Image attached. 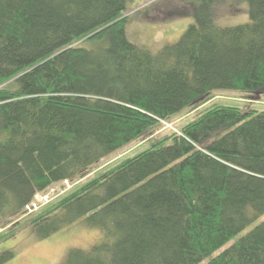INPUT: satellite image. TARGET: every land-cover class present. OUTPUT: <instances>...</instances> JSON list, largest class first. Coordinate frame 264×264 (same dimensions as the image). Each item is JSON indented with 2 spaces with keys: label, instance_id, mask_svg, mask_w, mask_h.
Returning <instances> with one entry per match:
<instances>
[{
  "label": "trees",
  "instance_id": "1",
  "mask_svg": "<svg viewBox=\"0 0 264 264\" xmlns=\"http://www.w3.org/2000/svg\"><path fill=\"white\" fill-rule=\"evenodd\" d=\"M192 1L195 22L152 52L128 38L130 0H0V221L215 90L264 92V0L227 27L220 0ZM34 214L39 238L104 232L63 264H264V221L214 255L264 214V110L209 108Z\"/></svg>",
  "mask_w": 264,
  "mask_h": 264
},
{
  "label": "rangeland",
  "instance_id": "2",
  "mask_svg": "<svg viewBox=\"0 0 264 264\" xmlns=\"http://www.w3.org/2000/svg\"><path fill=\"white\" fill-rule=\"evenodd\" d=\"M196 6L197 3L192 0H130L128 13H126L128 38L143 48L157 52L163 46L177 42L189 25L195 22L193 8ZM249 8L247 0H220L214 22L222 27L248 23L251 21ZM85 46L87 47L88 44ZM220 105L264 110V92L254 94L238 90H215L169 121L162 122L157 128L91 165L74 181L58 183L37 193L33 200L36 203L33 209H26V214L18 216L12 223L9 219L0 221V232L14 228L15 225L19 228L14 237L0 243V253L9 250L15 252V257L6 264H63L71 249L87 251L103 241L104 232L98 227L89 226L85 219L46 238L36 236L30 219L35 215L34 213L67 193L76 184L86 181L102 169L124 158L149 148L154 142L172 132L180 131L183 125L197 118L205 110ZM262 221H264V214L217 250L214 255L232 245ZM207 262L208 259L201 264Z\"/></svg>",
  "mask_w": 264,
  "mask_h": 264
},
{
  "label": "built area",
  "instance_id": "3",
  "mask_svg": "<svg viewBox=\"0 0 264 264\" xmlns=\"http://www.w3.org/2000/svg\"><path fill=\"white\" fill-rule=\"evenodd\" d=\"M69 180H65L64 182H68ZM36 196H37V194H36ZM35 205H36V203H35V201H32V203H30V204H28L27 206H26V209L28 210V209H33L34 207H35Z\"/></svg>",
  "mask_w": 264,
  "mask_h": 264
}]
</instances>
